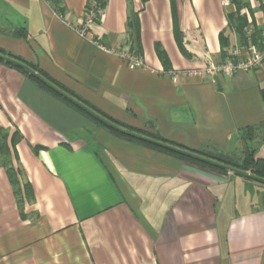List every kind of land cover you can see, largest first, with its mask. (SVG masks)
Listing matches in <instances>:
<instances>
[{
  "label": "crops",
  "instance_id": "0c3cea01",
  "mask_svg": "<svg viewBox=\"0 0 264 264\" xmlns=\"http://www.w3.org/2000/svg\"><path fill=\"white\" fill-rule=\"evenodd\" d=\"M240 3L246 33L262 29L264 0ZM94 5L91 37L148 69H130L78 33ZM58 6L0 0V49L124 130L187 151L235 153L246 129L264 123V63L174 80L173 72L222 62L221 33L229 52L242 44L231 0ZM0 127L12 160L10 174L0 167V264H264V183L120 137L5 63Z\"/></svg>",
  "mask_w": 264,
  "mask_h": 264
},
{
  "label": "trees",
  "instance_id": "16d2710c",
  "mask_svg": "<svg viewBox=\"0 0 264 264\" xmlns=\"http://www.w3.org/2000/svg\"><path fill=\"white\" fill-rule=\"evenodd\" d=\"M53 4L58 8L60 0H51ZM106 0H97L98 8L105 6ZM235 5L238 6L237 13L230 14V22L233 26L236 27L237 33L241 37L242 44L241 47L247 46L249 43L255 44L259 47H262V42L264 40L262 28L254 27L252 30V35L249 37L246 33V29L249 24L247 18L245 16H241L238 13L241 10L240 0H231ZM15 36L19 38H25L27 36V31L25 29H18L15 32ZM221 40V61H225L229 56V40L225 36L224 33L220 35ZM157 54L164 64L165 68H168V59L161 50H157ZM0 63H5L8 66L15 68L23 73L29 74L36 79H38L45 87L54 91L55 93L65 97L67 100L72 102L75 106H77L81 111L90 115L93 119L96 120L97 124L101 126H105L109 130L113 131L116 135L127 138L131 141L141 142L147 146H151L153 148L162 149L168 151L182 160H189L193 162L195 165H199L204 168H209L211 170H218L221 172H229L232 171L239 175L248 177L257 182L264 183V158L257 157L256 150L253 148H246L243 157H238L234 153H223L219 151L212 150H203L200 152H193L183 150L179 147L169 145L165 141L160 140L159 138L148 139L142 134L129 132L124 130L116 121L110 118L103 117L96 113L95 111L87 108L76 99H73L70 95L64 92L62 89L58 88L56 85L52 84L47 78L42 76V74L36 71V68L29 62L24 59L17 57L11 53H7L0 49ZM262 100L264 103V89L261 91ZM264 131V123L259 126L249 127L246 129V139L249 141H253L256 139L264 140V136H261V132ZM7 135L5 130L0 127V167H3L10 174L12 168V160L10 149L7 144Z\"/></svg>",
  "mask_w": 264,
  "mask_h": 264
},
{
  "label": "built area",
  "instance_id": "2783aa9c",
  "mask_svg": "<svg viewBox=\"0 0 264 264\" xmlns=\"http://www.w3.org/2000/svg\"><path fill=\"white\" fill-rule=\"evenodd\" d=\"M228 4V3H227ZM96 5L84 10L83 19L80 25L77 26L78 33L97 45L101 50L111 55H116L122 58L129 66L130 69H148L142 59L131 51H118L112 48H107L99 44L93 37H91V28L97 22ZM59 18L64 20V16L59 14ZM262 27L264 29V10L262 17ZM249 40L252 35V31L247 33ZM264 37V31H263ZM264 63V40L262 47L249 43L245 47L237 46L232 49L230 56L218 64L208 65L204 68L176 71L173 72L175 82H178L183 77H202L204 74L208 75H232L237 72H249L259 68Z\"/></svg>",
  "mask_w": 264,
  "mask_h": 264
},
{
  "label": "rangeland",
  "instance_id": "374dc122",
  "mask_svg": "<svg viewBox=\"0 0 264 264\" xmlns=\"http://www.w3.org/2000/svg\"><path fill=\"white\" fill-rule=\"evenodd\" d=\"M260 135L264 136V131L261 132ZM245 137H246V135L243 137V143L241 144V148L239 150H237V152H235V153L233 152V153L236 154L238 157H243L246 148H253V149L257 148L256 154H258L257 157L260 158V156H262L264 154V149H262L259 145L256 146L260 142V139L249 141Z\"/></svg>",
  "mask_w": 264,
  "mask_h": 264
}]
</instances>
